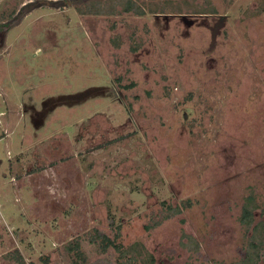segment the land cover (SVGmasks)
I'll return each instance as SVG.
<instances>
[{
    "label": "rangeland",
    "instance_id": "rangeland-1",
    "mask_svg": "<svg viewBox=\"0 0 264 264\" xmlns=\"http://www.w3.org/2000/svg\"><path fill=\"white\" fill-rule=\"evenodd\" d=\"M68 1L0 0V264L241 260L264 0Z\"/></svg>",
    "mask_w": 264,
    "mask_h": 264
},
{
    "label": "trees",
    "instance_id": "trees-1",
    "mask_svg": "<svg viewBox=\"0 0 264 264\" xmlns=\"http://www.w3.org/2000/svg\"><path fill=\"white\" fill-rule=\"evenodd\" d=\"M127 10L129 11L130 8H127ZM11 26L12 25L9 24L7 26L1 27L0 32H2V30L9 31L11 29ZM255 209L256 207L254 204L253 197H247L239 221L241 225L245 228V231H248L251 228V232L253 234L250 236V241L247 243V247H249L245 250V256L241 260L233 264H258V260L264 248V226L261 222L255 224ZM103 241L106 242L105 248H108L112 245V241L106 236H103Z\"/></svg>",
    "mask_w": 264,
    "mask_h": 264
},
{
    "label": "flooded vegetation",
    "instance_id": "flooded-vegetation-1",
    "mask_svg": "<svg viewBox=\"0 0 264 264\" xmlns=\"http://www.w3.org/2000/svg\"><path fill=\"white\" fill-rule=\"evenodd\" d=\"M57 1H64V2H69L68 0H57ZM78 1V0H77Z\"/></svg>",
    "mask_w": 264,
    "mask_h": 264
}]
</instances>
